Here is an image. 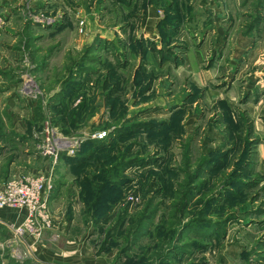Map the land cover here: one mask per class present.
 I'll use <instances>...</instances> for the list:
<instances>
[{
  "label": "rangeland",
  "instance_id": "obj_1",
  "mask_svg": "<svg viewBox=\"0 0 264 264\" xmlns=\"http://www.w3.org/2000/svg\"><path fill=\"white\" fill-rule=\"evenodd\" d=\"M129 1L24 2L10 24L1 13L0 89L19 98L0 95V177L10 162L50 175L45 242L62 264H77L70 241L79 262L264 264V0ZM47 129L73 147L44 155ZM43 234L10 247L9 232L0 264H43Z\"/></svg>",
  "mask_w": 264,
  "mask_h": 264
},
{
  "label": "built area",
  "instance_id": "obj_2",
  "mask_svg": "<svg viewBox=\"0 0 264 264\" xmlns=\"http://www.w3.org/2000/svg\"><path fill=\"white\" fill-rule=\"evenodd\" d=\"M1 1V0H0ZM4 24L3 15L0 12V28ZM84 24L79 23V30ZM100 134L99 136H103ZM51 134L46 130V142L44 155H57V152L66 149L59 148L58 144L50 145ZM73 147V146H71ZM51 187L50 175L40 173L27 174L13 177L0 185V209L17 210L23 217L19 222H9L8 231L12 241H24L28 237L39 238L45 231L53 227V217L47 200V190Z\"/></svg>",
  "mask_w": 264,
  "mask_h": 264
},
{
  "label": "crops",
  "instance_id": "obj_3",
  "mask_svg": "<svg viewBox=\"0 0 264 264\" xmlns=\"http://www.w3.org/2000/svg\"><path fill=\"white\" fill-rule=\"evenodd\" d=\"M64 0H62V2H63ZM67 1H69L68 3H72L73 2V5H74V3L75 4H77L78 2H75V1H80V0H67ZM224 1H226V0H224ZM25 2V4H27V6H29L30 8H32V7H34V6H39L40 4V2H36V3H34L35 2V0H1L0 1V12L1 13H3V15H9V14H7V13H9L10 12V15H9V18L8 19H6V24H10V22L12 21V19H13V17L16 15L15 13H13V12H15V11H17L19 8H21L20 6L21 5H23V3ZM135 1H129L128 3V7L129 6H131V5H133V3H134ZM221 1H219L218 3H220ZM81 3L83 4L84 3V1H81ZM87 3V2H86ZM91 2H88V4H90ZM119 5H121V7H123L122 5H125L124 3L122 4V3H120ZM90 9L92 8V7H89ZM87 10V11H89V9H88V7H84L83 8V10ZM154 8L152 7V6H149L148 8H147V10H146V12H147V19H149L150 18V16H151V13L152 12H154V10H153ZM81 10L82 9H78V15H75L76 17L77 16H79V14H81ZM128 12H126V10H125V14L123 13L122 15H123V20L124 19H126L127 18V16H128V14H127ZM225 13H223V15H224ZM227 15H228V12L226 13ZM224 17V16H223ZM224 19V21H225V18H223ZM229 19V18H228ZM83 20V19H82ZM70 19L69 18H67V16H63L62 17V22H60V25L58 26V28H59V30L61 29V30H65L66 28H68L69 26H70ZM6 24H4L3 25V27H1L0 28V30H4L5 31V29H7L6 28ZM221 24H223V22H221ZM225 24V23H224ZM56 26V27H57ZM117 26V25H116ZM116 27H114V29H115ZM224 28H225V26H224ZM116 30V29H115ZM213 31H214V29H213ZM202 32H204V36H206L207 37V35L208 34H210L211 32L210 31H204V30H202ZM182 33L183 32H180V35H182ZM118 33H115L113 36H111V37H107V38H109V39H113L114 38V43H116V39L115 38H118V39H120L119 41H123V39L121 38V35L120 34H118ZM184 34H186V33H184ZM184 34L182 35V37H184ZM187 35V34H186ZM197 35V34H196ZM202 35V36H203ZM144 37H148V34H144L143 35ZM188 36V35H187ZM241 36V35H240ZM239 36V39H240V41H242V38L243 39H245L246 41H247V43H249V39L250 38H248V37H244V36H241L240 37ZM206 37H202L201 39L203 40L202 42H201V44L199 45V47L198 48H202L204 45H205V43H206ZM148 38H150V39H153L152 37H148ZM200 39V40H201ZM198 44V43H197ZM7 81L5 80H0V84L2 83V84H5ZM11 86H13V85H10L9 87H8V89H0V91H1V93H0V95H5V96H8V98L9 99H11V100H14L13 99V97H17V98H19V95L18 94H16L15 96H14V93H16V92H14L15 91V87L13 88V87H11ZM14 86H16V85H14ZM16 130H22L23 131V127L21 128V127H17V128H15ZM15 130V131H16ZM27 136H29V134H27L26 135V137ZM6 140V139H5ZM5 140H1L0 139V148H2V147H4V144H3V142L5 141ZM27 142V141H26ZM21 143V145H23L22 146V149L23 148H25V146H26V148L24 149V152L25 153H28V151H30V149H32V147H30V146H32V144H31V142H27V143ZM7 156V154H6V152H5V150L4 149H2L1 151H0V164H4L5 165V163H6V159H5V157ZM40 158V157H39ZM44 160H43V162H45L46 161V159L45 158H43ZM26 162H27V164L28 163H30L31 162V155L30 154H28L27 155V159H26ZM8 166H9V168H8V171L6 172V174H3L2 173V176L0 177V185L5 181V177H7L6 179L8 180V179H10V178H13V177H18L21 173H23V166H25V165H23V164H21V165H16L14 162H10L9 164H8ZM30 169V172H32V174L33 175H37V174H40V172H38V169H33L32 171H31V168L30 167H26V170L27 169ZM29 171V170H28ZM35 172V173H34ZM53 197H51V199H52ZM53 200V199H52ZM52 202V201H51ZM22 217H23V214H22V212L21 213H19L17 210H11V209H0V246H2V245H6L7 244V240H5V239H7V237L5 238L4 236H8L9 235V232H8V229H7V224L9 223V222H19V221H21V219H22ZM4 229H6V230H4ZM54 229H53V227L50 229V230H48V231H46L44 234H43V239L41 240L42 241V248L44 249V251H43V255H42V263L43 264H62V263H60L59 261H57V259H56V257L54 256V254H53V252H51L49 249H46V242H48V239H49V237H48V235L50 234V232L51 231H53ZM6 232V233H5ZM6 234V235H5ZM51 237V236H50ZM10 241H9V245H10V247H15V245H16V243H12V240L11 239H9ZM6 241V242H5ZM46 241V242H45ZM25 243H27L28 245H33V240H32V237H28L27 239H26V241H25ZM34 245L36 246V245H38L39 246V244L38 243H34ZM48 248V247H47ZM42 249V250H43ZM80 249H81V247H80V245L79 244H77L76 242H74V241H70L69 242V245L67 246V248H66V250L70 253L71 251H73V253H75V254H77V256H74V258H73V256H69V255H67V254H62V256H60V261L61 262H67V260H70L71 258H73V261L75 262V263H77V264H99V263H94L93 261L92 262H83V261H80L79 262V260L82 258V257H80L81 256V252H80ZM58 259V260H59ZM64 259H65V261H64Z\"/></svg>",
  "mask_w": 264,
  "mask_h": 264
},
{
  "label": "trees",
  "instance_id": "obj_4",
  "mask_svg": "<svg viewBox=\"0 0 264 264\" xmlns=\"http://www.w3.org/2000/svg\"><path fill=\"white\" fill-rule=\"evenodd\" d=\"M122 1H124V2H126V3H128L129 2V0H122ZM167 17H169V16H167ZM165 18L164 20H162V22H161V24H160V27H161V31H162V26L163 25H165V28H169L170 30H171V32H176V30H174V29H176L177 27H178V23L181 21L180 20V18H178L177 16H175L176 18ZM171 20V21H170ZM168 21H170L169 23H167ZM173 22H174V24H173ZM181 24H182V21H181ZM173 30V31H172ZM164 39V38H163ZM163 41H165V40H163ZM166 42H168V41H166ZM154 52H155V50H154ZM115 56H117V53L115 54ZM120 56H121V54H119V58H120ZM120 60H118L117 62H119ZM125 64V62H120V66H123ZM82 70H85L87 73H89L91 70H90V68L88 67H84V68H82L81 70H79V74H81V73H83V72H85V71H82ZM111 77V78H110ZM85 78V77H84ZM110 78V80H109V84L111 83V81H112V79L114 78L113 76H111V75H109L108 76V79ZM71 80H73L72 82H70V84H69V82H68V84L67 85H71V83H72V85H77V87H73L72 86V91H77L78 90V86H80L83 82H84V79H83V76L81 77V75H79V78L77 77V79L76 78H70ZM108 79H106V80H108ZM70 80V81H71ZM68 89H70V87H68ZM67 94V92H65V94L64 95H66ZM0 139L1 140H5L6 138H5V134H4V132H2V127H1V124H0ZM94 145H96V143H94ZM64 155V154H63ZM85 194L86 195H89L88 194V192L87 191H85ZM106 217H107V214L104 212L103 214H101L100 215V217L96 220V224L97 223H99V222H101L102 220H104V219H106ZM145 232V230L143 231V233ZM10 261L12 260V259H9ZM10 264H14L13 262L11 263L10 262Z\"/></svg>",
  "mask_w": 264,
  "mask_h": 264
}]
</instances>
